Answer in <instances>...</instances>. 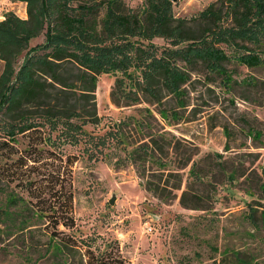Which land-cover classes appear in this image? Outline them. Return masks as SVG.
<instances>
[{
    "label": "trees",
    "instance_id": "16d2710c",
    "mask_svg": "<svg viewBox=\"0 0 264 264\" xmlns=\"http://www.w3.org/2000/svg\"><path fill=\"white\" fill-rule=\"evenodd\" d=\"M21 1L25 2L26 17L7 12L0 19V110L4 115L0 131V239L25 233L32 236L42 228L46 233L42 254L52 256L51 264H128L116 239L96 243L94 235L76 234L72 165L77 155L61 152L47 142L46 120L76 119L80 127L85 122H97V76L116 71L122 76L115 77L109 92L116 106L138 102L139 91L158 103L161 87L176 95V101L183 105L182 88L190 74L174 63L176 58L186 63L201 62L209 73L219 75L230 92L233 82L255 84L249 75L236 81L224 64L229 60L246 68L264 64V0L209 3L199 13L207 26L197 36L185 26V19L173 15L171 0H142L139 7L126 0ZM39 34L42 41L30 45ZM156 36L188 43L169 48L173 63L164 57L151 60L143 53L156 49L152 42ZM220 44L229 47L230 53ZM124 46L133 51L135 62ZM22 50V60L14 71L16 56ZM126 98L129 102L121 103ZM156 111L168 121L178 115L174 107L160 106ZM141 114L140 124L147 126L145 116L153 117L152 109L143 106ZM161 129L147 126L148 138L131 150L132 161L150 157L165 169L161 156V152L167 153L165 143L172 150L186 146L183 143L192 145ZM193 154L181 164H190V174L194 173ZM164 169H160L158 178L164 172L176 177L161 195L170 199L175 196L173 190L181 187L182 177L179 171ZM146 183L145 188L154 192L159 187ZM261 187L264 192V181ZM188 190L189 185L181 189L179 203L197 208L194 193L190 200ZM235 261L244 262L237 255Z\"/></svg>",
    "mask_w": 264,
    "mask_h": 264
},
{
    "label": "rangeland",
    "instance_id": "374dc122",
    "mask_svg": "<svg viewBox=\"0 0 264 264\" xmlns=\"http://www.w3.org/2000/svg\"><path fill=\"white\" fill-rule=\"evenodd\" d=\"M126 1L133 7L143 3ZM214 1L171 0V10L175 17L185 19V26L197 36L207 26L199 13ZM7 12L26 17L25 2L0 0V19ZM222 17L226 23V15ZM42 39L39 34L29 44ZM152 42L156 49L143 56L151 60L165 58L170 63L169 48L188 43L160 36ZM128 47L124 49L132 61L133 51ZM225 50L230 53L229 47ZM24 51L16 56L14 71ZM174 63L190 74L182 88L183 105L176 101V95L161 87L158 103L139 91L138 102L116 106L109 97L115 77L122 76L116 71L97 76V122H85L80 127L76 119L46 120L47 142L61 152L77 155L72 165L76 234L94 235L96 243L116 239L128 264H236V255L245 262L240 264H264V64L246 68L237 61H226L224 65L233 79L249 75L256 81L252 85L233 82L230 92L219 75L210 74L201 62L186 63L176 58ZM2 67L0 59V72ZM127 102L128 99L121 101ZM143 106L151 108L154 115L145 116L147 126L167 129L170 132L166 135L172 132L182 143L187 140L194 145L183 143L186 146L172 150L165 143L167 153L161 152L165 169L150 157L143 161L129 157L131 150L148 138L147 126L140 124ZM160 106L174 107L178 115L168 121L156 111ZM3 123L0 110V131ZM193 151L194 173L190 174V164H181ZM160 169L179 171L182 177L181 187L173 190L175 196L170 199L161 195L176 177L164 172L158 178ZM147 181L159 184L157 192L145 188ZM186 185L187 197L192 200L194 193L197 208H185L179 203L180 191ZM111 193L115 198L109 203ZM45 239L42 228L32 236L25 233L2 237L0 264H51L52 256L42 254Z\"/></svg>",
    "mask_w": 264,
    "mask_h": 264
},
{
    "label": "water",
    "instance_id": "95a60500",
    "mask_svg": "<svg viewBox=\"0 0 264 264\" xmlns=\"http://www.w3.org/2000/svg\"><path fill=\"white\" fill-rule=\"evenodd\" d=\"M262 170L264 171V165L262 166ZM115 195L114 193H111L110 197L108 198V202L112 203L114 201Z\"/></svg>",
    "mask_w": 264,
    "mask_h": 264
},
{
    "label": "built area",
    "instance_id": "2783aa9c",
    "mask_svg": "<svg viewBox=\"0 0 264 264\" xmlns=\"http://www.w3.org/2000/svg\"><path fill=\"white\" fill-rule=\"evenodd\" d=\"M151 229V225L147 224V230Z\"/></svg>",
    "mask_w": 264,
    "mask_h": 264
},
{
    "label": "crops",
    "instance_id": "0c3cea01",
    "mask_svg": "<svg viewBox=\"0 0 264 264\" xmlns=\"http://www.w3.org/2000/svg\"><path fill=\"white\" fill-rule=\"evenodd\" d=\"M262 113H264V111H262ZM260 114H261V113H258L257 115H258V116H261Z\"/></svg>",
    "mask_w": 264,
    "mask_h": 264
}]
</instances>
